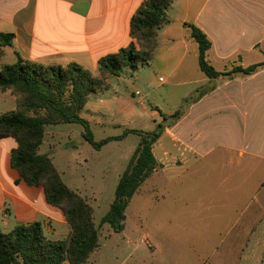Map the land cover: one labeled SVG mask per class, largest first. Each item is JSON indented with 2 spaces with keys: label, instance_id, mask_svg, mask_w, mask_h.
I'll return each instance as SVG.
<instances>
[{
  "label": "rangeland",
  "instance_id": "rangeland-1",
  "mask_svg": "<svg viewBox=\"0 0 264 264\" xmlns=\"http://www.w3.org/2000/svg\"><path fill=\"white\" fill-rule=\"evenodd\" d=\"M184 1L179 0L180 7ZM203 1L191 0L193 8ZM194 46L197 48L195 42ZM163 47L160 44L157 48L150 62L152 67L143 65L138 71L124 67L117 76H105L103 89L99 92L108 102L97 105L102 114H92L91 107H88L90 111L85 108L81 112L89 122L95 141L121 135L125 129L152 132L159 124L164 130L170 128L173 124L171 116L178 110H186L199 97L202 89H196L192 94L191 86L178 84L188 80L199 82L205 77L194 56L197 51L190 50L176 72L169 74L168 69L175 62ZM257 60L264 62V54ZM215 65L220 70V66ZM160 77L166 81H159ZM223 79L229 77L223 76ZM255 80L264 82V74ZM208 87L209 84L202 88ZM97 99L95 95L91 97V106L96 105ZM231 103L236 105L235 108ZM247 104L249 109L245 115L237 98L226 101L219 96L212 103L209 99L204 100L201 110H194L182 125L185 132L193 131L197 135L190 141L196 147L193 154L185 153L182 146L169 142L166 136L153 145L158 167L129 200L122 232L112 231L101 220L140 138L131 134L95 150L82 137L81 125L47 126L42 150L51 149L56 169L62 173L64 182L93 210L99 247L86 264H192L196 243L199 264H204L207 261L205 253L213 247L223 246L226 228L234 221L242 224L238 223L241 218L237 211L232 214L231 221L212 216L221 212L220 207L228 200L222 195L229 187L223 180H246V185L233 196L241 197L237 201L241 205L239 210H247L249 214L264 203V94L247 98ZM13 108L15 104L9 102L0 104L2 113ZM227 146L234 150L226 152ZM240 150H245L244 159H239ZM186 156L189 157L187 160ZM202 180L211 182L204 184ZM205 209L209 210L201 214L198 222H191L195 218L190 213L179 216L180 212ZM253 223L258 227L257 233L264 231V217ZM177 225L211 229L207 233L186 236L176 232ZM177 236L180 238H175Z\"/></svg>",
  "mask_w": 264,
  "mask_h": 264
},
{
  "label": "crops",
  "instance_id": "crops-1",
  "mask_svg": "<svg viewBox=\"0 0 264 264\" xmlns=\"http://www.w3.org/2000/svg\"><path fill=\"white\" fill-rule=\"evenodd\" d=\"M145 1L0 0V34L13 35L10 45H0V68L14 64L20 57L44 65H66L73 62L89 70L96 77H100L98 60L129 46L132 41L131 18ZM166 15L169 22L157 31V45L152 58L162 44L164 51H167V55L174 58L175 62L168 69L169 74L176 72L190 50L197 51L194 56L198 58V49L194 46L186 23L201 29L211 41L207 59L212 66L214 64L220 66V70L213 66L218 72L230 71L235 66L247 67L260 63L257 57L264 54V0H204L195 8L191 0H185L182 7L179 0H173L166 10ZM150 62L146 64L149 68L152 67ZM262 74L264 71L250 76L236 74L229 79H223V76L209 79L205 76L199 82L192 80L178 82V84L184 83L181 85L191 86L192 94L196 89H202V92L186 107V110L182 111L181 116L170 128L165 127L158 141H161L162 136H166L169 142L182 146L185 153L193 154L196 152V147L190 144V141H193L197 135L195 136L193 131L185 132L182 128L193 111L199 112L204 100L209 99L212 103L215 98L221 96L226 101L237 98L239 105L244 107L246 115L249 109L247 98L264 94V82L255 80ZM165 81L166 79L163 78L162 82ZM207 84L209 87L203 89L202 87ZM93 95L98 98V102L91 106ZM93 95L83 110L86 108L90 111L88 107H91L92 114H102L98 108L108 101L100 92ZM8 102L15 104L16 108L15 96L10 91H0V104ZM231 104L235 108L236 102ZM15 108L10 111H14ZM0 114L3 113L0 111ZM43 143L44 141L40 146V153L47 154L55 165L54 154L51 149L42 150ZM15 147L16 142L11 137L0 140L1 230L8 232L16 226L39 221L46 236L54 240L65 239L71 229L62 211L46 202L41 186L27 185L11 167V152ZM231 150L234 149L227 146L225 151L229 153ZM245 154V150H240L239 159H244ZM184 158L187 160L189 157ZM60 174L62 177L61 172ZM206 182L209 183L211 180H202V183L206 184ZM223 183L226 187L229 186L222 193L228 200L220 207L221 212L217 211L212 216L231 221L232 214L237 211L239 212L237 216L241 218V222L238 223L242 224H235L237 221H234V224L226 228L225 243L205 253L207 261L203 263L264 264V236H262L264 231L257 233L258 227L253 223L254 220L257 222V219L264 217V203L249 214L247 210H239L241 205L237 201L241 197L233 196L246 185V180H223ZM208 210L180 212L179 216L190 213L195 218L191 222H198L201 214ZM210 229L208 226L197 225L175 227L177 233L184 235L207 233ZM210 237L215 238L212 235ZM195 248L198 249L197 243L192 250L191 262L193 264L194 260V264H199L201 260Z\"/></svg>",
  "mask_w": 264,
  "mask_h": 264
},
{
  "label": "trees",
  "instance_id": "trees-1",
  "mask_svg": "<svg viewBox=\"0 0 264 264\" xmlns=\"http://www.w3.org/2000/svg\"><path fill=\"white\" fill-rule=\"evenodd\" d=\"M172 3L173 0H146L139 7L130 21L131 43L98 60L100 77L77 63L44 65L20 57L14 64L0 68V91H10L16 100L14 111L0 114V140L11 137L16 142L11 152V167L27 185L43 188L46 202L62 211L71 229L67 238L54 240L46 236L39 221L16 226L8 232L0 228V264H86L99 247L92 207L64 182L52 159L39 151L47 126L81 125L82 137L95 150L131 134L140 138L101 220L114 232L125 229L129 200L158 167L153 145L164 127L159 124L152 132L125 129L121 135L95 141L89 122L81 112L90 97L103 89L106 75L117 76L124 67L136 71L151 61L157 31L169 22L166 10ZM185 26L197 45L198 67L207 78L250 76L264 71V62H260L247 67L235 66L227 73L218 72L207 59L211 41L206 34L193 24ZM12 38V34H0V45H10ZM181 113L178 110L171 116L173 123Z\"/></svg>",
  "mask_w": 264,
  "mask_h": 264
},
{
  "label": "built area",
  "instance_id": "built-area-1",
  "mask_svg": "<svg viewBox=\"0 0 264 264\" xmlns=\"http://www.w3.org/2000/svg\"><path fill=\"white\" fill-rule=\"evenodd\" d=\"M159 80L162 82L163 81V78H160Z\"/></svg>",
  "mask_w": 264,
  "mask_h": 264
}]
</instances>
